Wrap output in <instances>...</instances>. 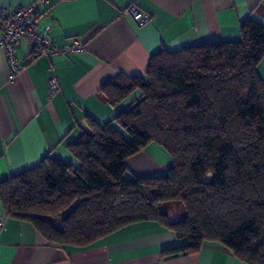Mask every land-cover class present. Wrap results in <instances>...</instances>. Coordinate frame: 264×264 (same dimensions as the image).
Masks as SVG:
<instances>
[{
	"label": "trees",
	"instance_id": "1",
	"mask_svg": "<svg viewBox=\"0 0 264 264\" xmlns=\"http://www.w3.org/2000/svg\"><path fill=\"white\" fill-rule=\"evenodd\" d=\"M239 28L237 40L161 48L143 75L106 83L111 105L138 94L107 123L87 117L66 145L78 165L49 153L0 181L6 214L55 246L86 247L152 220L184 240L164 257L219 243L264 264V24L247 18ZM151 142L169 154L165 173L126 176L124 160ZM174 201L182 216L170 220L162 205Z\"/></svg>",
	"mask_w": 264,
	"mask_h": 264
},
{
	"label": "crops",
	"instance_id": "2",
	"mask_svg": "<svg viewBox=\"0 0 264 264\" xmlns=\"http://www.w3.org/2000/svg\"><path fill=\"white\" fill-rule=\"evenodd\" d=\"M33 2L0 0V5L14 9ZM130 4L149 13L150 21L138 26L123 15ZM36 18L38 28L48 27L55 43L80 39L84 51L40 54L9 81L0 49V181L38 165L49 153L75 164L66 145L86 128L87 117L107 123L138 94L111 105L100 95L106 83L119 74L143 75L150 56L161 48L239 39L245 19L264 24V0H56L49 7L37 4ZM31 50L30 41L22 39L17 61L24 62ZM257 69L264 80V60ZM51 75L59 89L49 97ZM145 148L124 160L131 174L166 171L170 157L161 162ZM0 219V264H244L219 243H205L194 254L164 257V248L184 240L152 220L130 223L78 248L48 244L30 222L8 216L1 204Z\"/></svg>",
	"mask_w": 264,
	"mask_h": 264
},
{
	"label": "built area",
	"instance_id": "3",
	"mask_svg": "<svg viewBox=\"0 0 264 264\" xmlns=\"http://www.w3.org/2000/svg\"><path fill=\"white\" fill-rule=\"evenodd\" d=\"M56 0H35V2L14 9L0 5V49L5 53L8 66V80L13 81L25 69L27 64L40 54H79L84 51V44L80 39L65 44H57L49 35V28L39 29L36 10L37 4L49 7ZM123 15H130L138 26L150 21L149 13L134 4L121 11ZM22 39L30 41L32 50L24 62H18L16 48ZM59 89L55 75L48 78V96L52 97ZM3 220L0 219V227Z\"/></svg>",
	"mask_w": 264,
	"mask_h": 264
},
{
	"label": "rangeland",
	"instance_id": "4",
	"mask_svg": "<svg viewBox=\"0 0 264 264\" xmlns=\"http://www.w3.org/2000/svg\"><path fill=\"white\" fill-rule=\"evenodd\" d=\"M121 131L125 136H127V133L124 130L121 129ZM145 150L148 153L154 155L161 162H164V160L166 161L169 158V154L167 153V151L156 142H151V144H149V146H147ZM75 164L78 165L77 161ZM162 173H165V171ZM162 173H155V174H162ZM130 175L131 172L127 169L126 176H130ZM162 210L168 214L170 220H175L182 216V208L180 202H176V201L166 202L162 205Z\"/></svg>",
	"mask_w": 264,
	"mask_h": 264
}]
</instances>
